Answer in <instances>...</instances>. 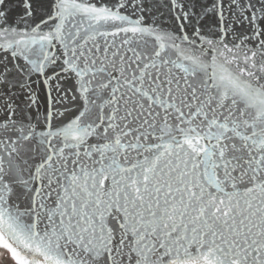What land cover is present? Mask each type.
I'll list each match as a JSON object with an SVG mask.
<instances>
[{"label":"snow or ice","instance_id":"1","mask_svg":"<svg viewBox=\"0 0 264 264\" xmlns=\"http://www.w3.org/2000/svg\"><path fill=\"white\" fill-rule=\"evenodd\" d=\"M0 264H264V0H0Z\"/></svg>","mask_w":264,"mask_h":264}]
</instances>
